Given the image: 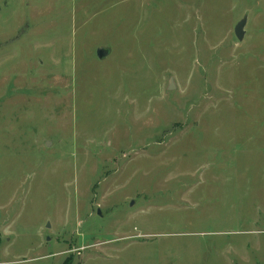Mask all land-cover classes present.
<instances>
[{"label": "rangeland", "instance_id": "374dc122", "mask_svg": "<svg viewBox=\"0 0 264 264\" xmlns=\"http://www.w3.org/2000/svg\"><path fill=\"white\" fill-rule=\"evenodd\" d=\"M0 264H264V0H0Z\"/></svg>", "mask_w": 264, "mask_h": 264}, {"label": "water", "instance_id": "95a60500", "mask_svg": "<svg viewBox=\"0 0 264 264\" xmlns=\"http://www.w3.org/2000/svg\"><path fill=\"white\" fill-rule=\"evenodd\" d=\"M246 20H247V16L244 15L234 26V34L238 40L243 39V36L245 33L244 26H245ZM109 53H110V49L107 47L100 46L96 49V55L99 59L105 58ZM173 88H174L173 79L170 78L168 89H173Z\"/></svg>", "mask_w": 264, "mask_h": 264}]
</instances>
